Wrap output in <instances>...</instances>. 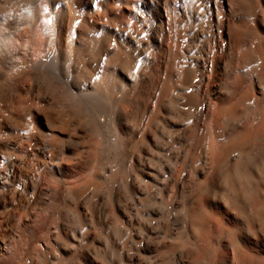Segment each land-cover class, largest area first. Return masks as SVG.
<instances>
[{
    "label": "bare ground",
    "instance_id": "1",
    "mask_svg": "<svg viewBox=\"0 0 264 264\" xmlns=\"http://www.w3.org/2000/svg\"><path fill=\"white\" fill-rule=\"evenodd\" d=\"M0 264H264V0H0Z\"/></svg>",
    "mask_w": 264,
    "mask_h": 264
}]
</instances>
